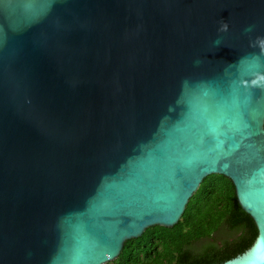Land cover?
<instances>
[{"label":"water","instance_id":"water-1","mask_svg":"<svg viewBox=\"0 0 264 264\" xmlns=\"http://www.w3.org/2000/svg\"><path fill=\"white\" fill-rule=\"evenodd\" d=\"M213 173L258 227L220 264H250L264 0H0V264L112 262Z\"/></svg>","mask_w":264,"mask_h":264},{"label":"trees","instance_id":"trees-1","mask_svg":"<svg viewBox=\"0 0 264 264\" xmlns=\"http://www.w3.org/2000/svg\"><path fill=\"white\" fill-rule=\"evenodd\" d=\"M257 235L258 227L240 205L232 180L213 173L205 177L177 224L148 227L106 264H220L248 249Z\"/></svg>","mask_w":264,"mask_h":264},{"label":"snow or ice","instance_id":"snow-or-ice-1","mask_svg":"<svg viewBox=\"0 0 264 264\" xmlns=\"http://www.w3.org/2000/svg\"><path fill=\"white\" fill-rule=\"evenodd\" d=\"M258 261H264V256L260 255L258 250L250 254V264H257Z\"/></svg>","mask_w":264,"mask_h":264}]
</instances>
